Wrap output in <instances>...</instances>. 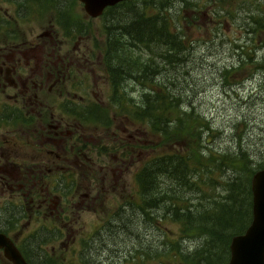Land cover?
I'll use <instances>...</instances> for the list:
<instances>
[{"label": "rangeland", "instance_id": "obj_1", "mask_svg": "<svg viewBox=\"0 0 264 264\" xmlns=\"http://www.w3.org/2000/svg\"><path fill=\"white\" fill-rule=\"evenodd\" d=\"M207 5L201 4L202 9ZM143 6L147 17L169 14L175 22V30L186 35L189 42H192L194 50L191 49L190 53H186L188 57L185 64L171 74L178 77L179 89L186 98V104L192 103L201 119L209 122L212 133L205 134V142L209 145L208 150L222 153L240 146L250 154L251 160L256 163L255 168L264 163V34H237L229 27L224 29L225 34L215 38L216 46L214 47L212 43L207 42L211 41L210 35L214 37V33L207 35L204 33V27L197 25L193 17L192 2L155 0L146 2ZM138 10L141 11V8ZM92 21L93 25L101 24L99 20ZM210 24L209 20L207 25ZM223 27L226 28L224 22ZM96 36V33H92L89 42L93 43ZM100 38H102L101 34ZM235 45L240 48L243 46L242 53ZM144 50L146 49L139 54L143 55V60L151 56L150 52ZM104 53L105 51L100 54L96 48L95 51H89L87 53L89 61L86 69L83 70V80L86 82L83 83L82 102L89 110L87 117L85 116L83 120L88 139L87 152L90 157V160L85 163L87 182L91 196L97 197L99 194L98 199L94 200L95 204L77 213V217L71 215V218H77V221L70 230L68 226L64 227V233H61L59 229L56 230L59 225L56 226V222L50 217L42 218L37 223L31 221L30 224L23 218L22 222L21 220L20 223L18 222L19 227L15 221L17 227L13 230L17 229L15 234L24 235V237L32 234L33 230L35 233L44 230L54 234L49 236L54 241L40 245L52 258V264H63V262L83 264L81 254L83 257V244L87 241L90 243H87L85 247L88 254L85 264H140V258L137 255L148 251L146 248L156 249L157 247L159 252L155 254L158 256L150 254L152 259L148 264H162L166 259V262H169V259L172 260L170 264H182V261L172 259L173 254H168L166 258L167 252L162 250L163 245L169 240L180 239L182 247L194 253L203 247L205 240L203 235L196 236L195 231L189 230L187 235L192 236L191 239L190 237L181 239V225L170 218L166 220L159 218L158 214H164L162 212H150L151 219L148 217V220L144 222L143 217L138 220L133 218L135 217L133 210L123 211L124 216H127L124 218L128 222L126 227L125 221L116 216L126 203L138 197L136 171L158 155L185 151V146L189 147L188 139L187 141L185 139L168 141L161 133L151 129L149 123L135 120L131 114L136 110L134 101L140 103V95L144 88L141 84H136L130 76L125 83L122 82V86L119 84L116 90L113 83L114 77L110 72L111 67L109 68L106 61L107 54L104 56ZM135 55L136 53H133L134 57ZM115 66L117 67V64ZM166 73V75L170 74ZM114 76L116 77L115 74ZM120 79L124 81L123 77ZM116 92H118L117 101L118 99L122 101L121 96L132 100L129 107L118 106V102L113 100ZM77 106H82V103L77 102ZM106 126L110 128H105ZM128 133L134 135L131 143L135 162L128 166L130 159L127 155L125 166L119 168L121 164H117L112 159L127 149ZM27 145L25 143L23 151H30ZM113 173H115L114 178H112ZM103 181L106 189L101 187ZM202 185L208 194H213L208 185ZM112 186H115L114 189ZM218 192L221 193L222 190L219 189ZM200 196L201 193L198 192L192 195L193 206L201 204ZM222 196H224L223 192ZM11 198L10 193L1 195L0 204L3 206L5 200L10 201ZM24 198L17 200L24 202ZM77 199L80 200V196ZM77 199L71 196L70 199L63 200L62 205L69 206V210H72L70 205ZM250 202H252V192ZM8 205L11 206L8 208L9 211L14 209L19 211V208L14 207L13 204ZM10 214L11 212L8 216ZM110 221L114 223L113 227L109 228L107 233H103L106 227H109ZM99 231L102 232V239L96 237V232ZM93 237L95 239L91 240ZM160 244L163 245L159 246ZM2 257L0 253V264L11 263ZM217 262L214 258L213 264Z\"/></svg>", "mask_w": 264, "mask_h": 264}, {"label": "flooded vegetation", "instance_id": "obj_2", "mask_svg": "<svg viewBox=\"0 0 264 264\" xmlns=\"http://www.w3.org/2000/svg\"><path fill=\"white\" fill-rule=\"evenodd\" d=\"M150 1L155 0H121L94 16L82 0H0V196L12 195L0 204V233L11 238L28 263L24 251L30 257L45 255L40 245L54 241L49 237L54 234L33 230L18 236L15 221L18 225L24 218L30 224L50 217L64 233V227L70 230L77 221L73 217L99 197L91 196L85 164L90 160L83 126L89 110L82 102L87 53L96 48L105 56L119 11L135 7L145 13L143 5ZM185 1L193 3V17L204 33H214L207 41L214 47L215 38L229 27L237 34H264V0ZM203 3L208 4L204 9ZM92 20L101 24L93 25ZM92 33L97 34L93 43ZM235 46L242 53L243 46ZM131 138L134 135L128 133L127 149L112 159L119 168L125 166L127 155L128 166L135 162ZM25 143L30 151H23ZM101 187L106 189L104 181ZM71 196L81 199L69 210L62 204ZM22 197L24 202L17 200ZM8 204L19 211H9ZM0 253L9 261L3 249Z\"/></svg>", "mask_w": 264, "mask_h": 264}, {"label": "trees", "instance_id": "obj_3", "mask_svg": "<svg viewBox=\"0 0 264 264\" xmlns=\"http://www.w3.org/2000/svg\"><path fill=\"white\" fill-rule=\"evenodd\" d=\"M124 11H119L117 29L110 34L106 52L115 89L131 76L144 88L140 103L134 101L136 110L131 114L135 120L149 123L151 129L168 141L188 139L189 147L184 145L186 150L183 152H166L144 163L135 173L138 197L126 203L116 217L124 220L127 216L123 211L133 210V218L143 217L146 222L148 217L151 219L150 212H162L164 214H158L159 218H170L181 225V239H191L192 236L187 235L189 230L195 231L196 236L205 237L203 247L194 253L186 251L180 239L160 244L167 252L166 258L173 254L172 259L182 261V264H213L215 258L216 264H225L229 260L232 237L243 233L252 221L250 180L264 163L255 168L250 154L240 146L222 153L208 150L205 134L212 133L209 122L201 119L192 103L186 104L178 77L171 74L185 64L186 53L194 50L192 42L175 30V22L169 14L147 17L143 10L135 7ZM143 49L151 54L145 60L139 55ZM133 53H136L135 57ZM166 72L170 74L166 75ZM122 77L124 81L120 79ZM116 95L118 92L113 100L119 107H129L131 99L121 96L122 101H117ZM202 184L208 185L213 194H208ZM219 189L224 196L221 197ZM197 192L201 193V204L193 206L192 195ZM124 221L125 227L128 226L126 219ZM113 224L112 221L108 223L105 233ZM96 237L102 239L103 235ZM87 243L90 241L83 244V257L81 254L83 264L88 256ZM146 249L148 251L137 255L140 264L150 263V254L158 256L155 252H159V247ZM24 253L30 264H52V258L46 253L39 257ZM166 261L162 264H170L172 260Z\"/></svg>", "mask_w": 264, "mask_h": 264}, {"label": "water", "instance_id": "obj_4", "mask_svg": "<svg viewBox=\"0 0 264 264\" xmlns=\"http://www.w3.org/2000/svg\"><path fill=\"white\" fill-rule=\"evenodd\" d=\"M87 11L99 15L107 5L121 0H82ZM252 221L245 232L236 234L230 243V258L225 264H264V167L251 179ZM0 249L13 264H29L7 235L0 233Z\"/></svg>", "mask_w": 264, "mask_h": 264}, {"label": "bare ground", "instance_id": "obj_5", "mask_svg": "<svg viewBox=\"0 0 264 264\" xmlns=\"http://www.w3.org/2000/svg\"><path fill=\"white\" fill-rule=\"evenodd\" d=\"M158 1V0H157ZM161 1V0H160ZM170 2H172V1H170ZM157 4V3H156ZM156 9V8H155ZM120 16V15H119ZM138 17V16H137ZM244 22V21H243ZM245 24V23H244ZM119 25V24H118ZM116 26H117V24H116ZM250 26V25H249ZM248 26V27H249ZM119 27V26H118ZM246 28V27H245ZM119 34V33H118ZM115 35V34H114ZM251 57V56H250Z\"/></svg>", "mask_w": 264, "mask_h": 264}]
</instances>
